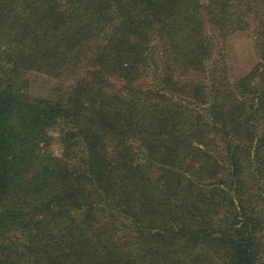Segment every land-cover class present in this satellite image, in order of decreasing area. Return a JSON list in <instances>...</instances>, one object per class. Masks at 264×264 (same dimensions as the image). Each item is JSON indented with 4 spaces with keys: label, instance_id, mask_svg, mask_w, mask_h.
Segmentation results:
<instances>
[{
    "label": "trees",
    "instance_id": "obj_1",
    "mask_svg": "<svg viewBox=\"0 0 264 264\" xmlns=\"http://www.w3.org/2000/svg\"><path fill=\"white\" fill-rule=\"evenodd\" d=\"M0 264H264V0H0Z\"/></svg>",
    "mask_w": 264,
    "mask_h": 264
},
{
    "label": "rangeland",
    "instance_id": "obj_2",
    "mask_svg": "<svg viewBox=\"0 0 264 264\" xmlns=\"http://www.w3.org/2000/svg\"><path fill=\"white\" fill-rule=\"evenodd\" d=\"M201 3H207V0H200ZM254 26L250 25L248 30L242 33L231 34L226 40V66L228 67L229 73L232 78H239L247 74L258 62V54L255 47L254 40ZM215 53L218 54V43L217 37H215ZM215 60L213 61L214 64ZM34 81V82H33ZM31 90L33 95L40 96L46 92L52 85L51 82L44 76L33 79ZM53 141L50 147V152L59 157L61 154L60 144L58 142V135L51 133Z\"/></svg>",
    "mask_w": 264,
    "mask_h": 264
}]
</instances>
